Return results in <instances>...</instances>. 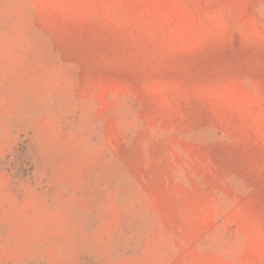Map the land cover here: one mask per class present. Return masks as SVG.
I'll return each mask as SVG.
<instances>
[{
    "label": "rangeland",
    "instance_id": "374dc122",
    "mask_svg": "<svg viewBox=\"0 0 264 264\" xmlns=\"http://www.w3.org/2000/svg\"><path fill=\"white\" fill-rule=\"evenodd\" d=\"M0 264H264V0H0Z\"/></svg>",
    "mask_w": 264,
    "mask_h": 264
}]
</instances>
